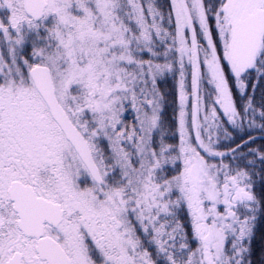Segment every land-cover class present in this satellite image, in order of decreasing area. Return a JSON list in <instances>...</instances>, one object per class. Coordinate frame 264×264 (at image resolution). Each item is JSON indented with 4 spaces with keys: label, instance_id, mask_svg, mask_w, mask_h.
<instances>
[{
    "label": "snow or ice",
    "instance_id": "obj_1",
    "mask_svg": "<svg viewBox=\"0 0 264 264\" xmlns=\"http://www.w3.org/2000/svg\"><path fill=\"white\" fill-rule=\"evenodd\" d=\"M0 264H264V0H0Z\"/></svg>",
    "mask_w": 264,
    "mask_h": 264
}]
</instances>
